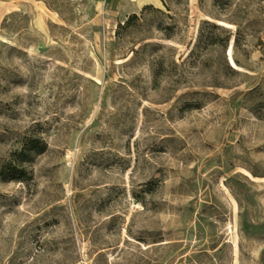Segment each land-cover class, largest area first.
Segmentation results:
<instances>
[{
  "label": "rangeland",
  "instance_id": "obj_1",
  "mask_svg": "<svg viewBox=\"0 0 264 264\" xmlns=\"http://www.w3.org/2000/svg\"><path fill=\"white\" fill-rule=\"evenodd\" d=\"M29 1L0 20V264H264V0Z\"/></svg>",
  "mask_w": 264,
  "mask_h": 264
},
{
  "label": "crops",
  "instance_id": "obj_2",
  "mask_svg": "<svg viewBox=\"0 0 264 264\" xmlns=\"http://www.w3.org/2000/svg\"><path fill=\"white\" fill-rule=\"evenodd\" d=\"M29 3V0H0V20L4 19L12 12L19 10L23 5Z\"/></svg>",
  "mask_w": 264,
  "mask_h": 264
},
{
  "label": "trees",
  "instance_id": "obj_3",
  "mask_svg": "<svg viewBox=\"0 0 264 264\" xmlns=\"http://www.w3.org/2000/svg\"><path fill=\"white\" fill-rule=\"evenodd\" d=\"M38 150L37 144H35L34 142L31 143V145L28 147V149L26 151H28V153L31 152H35ZM6 170L3 171V173H1V176H3L6 180L10 179V180H18V178L15 176V174L13 175H9V177H6ZM16 168H10V172H15Z\"/></svg>",
  "mask_w": 264,
  "mask_h": 264
},
{
  "label": "bare ground",
  "instance_id": "obj_4",
  "mask_svg": "<svg viewBox=\"0 0 264 264\" xmlns=\"http://www.w3.org/2000/svg\"><path fill=\"white\" fill-rule=\"evenodd\" d=\"M147 0H138L137 3L138 5H142L144 3H146ZM221 24V23H220ZM231 49V48H230ZM232 51H230L229 53H231ZM231 55V54H230ZM231 58V57H230ZM231 60V59H230ZM233 61V60H232ZM234 63V62H233Z\"/></svg>",
  "mask_w": 264,
  "mask_h": 264
}]
</instances>
